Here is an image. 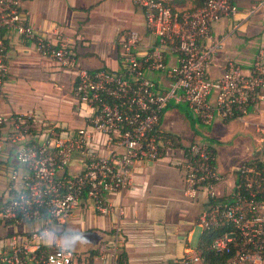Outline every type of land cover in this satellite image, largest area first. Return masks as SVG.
Listing matches in <instances>:
<instances>
[{"label": "built area", "instance_id": "2783aa9c", "mask_svg": "<svg viewBox=\"0 0 264 264\" xmlns=\"http://www.w3.org/2000/svg\"><path fill=\"white\" fill-rule=\"evenodd\" d=\"M19 1L0 0V92L7 76L5 36L12 32L31 42L40 58L73 70L71 95L83 124L71 129L33 112L0 113V156H13L0 222L31 225L6 238L0 264H77L71 250L45 242L48 233L66 223L84 199L99 215H121L109 196L129 185L131 165L164 158L181 173L182 195L203 199L198 225L218 231L208 248L226 255L219 264H264V47L246 71L228 61L219 77L207 75L221 39L206 40L215 21L235 13L234 0H204L191 11L176 10L164 0H131L141 10L148 41L138 31L119 32L117 68L93 70L76 65L60 27L30 24ZM263 5L258 0L247 14ZM171 101L183 103L203 125L247 123L251 112L260 113L253 124L255 154L235 167L230 186L207 143L182 147L160 127ZM74 161L76 173H67ZM122 242L121 228L115 226L109 245L113 257ZM172 264H205V259L186 252Z\"/></svg>", "mask_w": 264, "mask_h": 264}, {"label": "crops", "instance_id": "0c3cea01", "mask_svg": "<svg viewBox=\"0 0 264 264\" xmlns=\"http://www.w3.org/2000/svg\"><path fill=\"white\" fill-rule=\"evenodd\" d=\"M28 1L25 10L29 23L45 28L60 26L80 67L89 70L117 68L119 61L114 41L119 30L138 31L142 41H148V36L144 35L141 10L131 0ZM164 1L176 10L191 11L199 8L204 0ZM257 1L234 0L235 13L212 24L206 42L217 39L221 42L208 62L207 75L210 78L219 77L228 61L237 63L246 71L257 50L264 47V5L247 14L249 7ZM57 19H65L66 25L53 22ZM5 43L7 76L0 92V113L33 112L39 118L67 126V120H56V110L65 101L61 96L66 92L71 95L73 70L60 69L53 60L40 58L33 44L23 41L15 33L8 32ZM181 105L184 112L175 108ZM167 107L171 110L163 111L160 127L178 138L182 147L198 142V121L189 115L186 106L171 101ZM74 108L75 103L71 102L69 109ZM166 117L169 120L175 117L181 125L173 120L167 123ZM259 119L260 113L255 111L247 116V123L215 120L209 124L211 133L228 132L231 138L252 133L248 140L240 135L241 138L237 139L243 141V145L240 143L228 152L220 148V142L210 132L206 135L207 142L203 143L215 153L216 168L226 175L228 186L233 182L235 167L255 154L257 145L253 124ZM79 123L81 126L83 120ZM11 156L12 153L0 156V166L10 164L11 167ZM77 169L74 161L66 172L75 174ZM5 187V174L1 171L0 200ZM221 189L226 192L228 188ZM109 200L115 209L121 208V215L116 211L115 215H99L90 201L84 199L66 223L48 233L45 242L71 250L77 264H172L186 252L201 254L200 239L204 231L198 225V217L204 207L203 199L189 200L182 195L181 173L168 165L166 158L155 162H134L129 185L121 193L110 195ZM30 226L0 224V248L12 232L21 235ZM115 226L121 228L123 242L113 257L109 245Z\"/></svg>", "mask_w": 264, "mask_h": 264}, {"label": "rangeland", "instance_id": "374dc122", "mask_svg": "<svg viewBox=\"0 0 264 264\" xmlns=\"http://www.w3.org/2000/svg\"><path fill=\"white\" fill-rule=\"evenodd\" d=\"M29 1L28 0H20L19 1V9L22 11V12H24V13H26V16H27V18H28V14H27V12H26V10H25V6H27V3H28ZM28 20H29V18H28ZM53 22H56L57 24H65L66 25V21H65V19H57V20H55V21H53ZM58 27H60V26H58ZM144 29V28H143ZM122 31H127V30H119L118 32H117V34L119 33V32H122ZM116 37H117V35H116ZM76 63V65H77V62H75ZM79 66V65H78ZM54 99V98H53ZM61 99H65V101H62L61 102V106L59 107V109H57L56 110V113H57V119L56 120H59V121H62V120H67L68 121V125H67V127L68 128H71V129H74V128H77V127H79V125H80V120H81V118L78 116V111H77V109H72V110H70L69 109V104L71 103V102H73V103H75L76 104V102H75V100L72 98V96L69 94V95H67V92H66V94H64L63 96H61ZM60 99V100H61ZM60 100H57V102L59 101V103H60ZM59 103H58V105H59ZM78 105V104H77ZM176 109H178V111H180V112H184V107H183V105H181L180 107H175ZM167 111H170L171 110V107L169 108V107H166L165 108ZM164 109V110H165ZM66 118V119H65ZM167 118V117H166ZM78 119V120H77ZM80 119V120H79ZM162 119V118H161ZM167 123L170 121V120H173L174 122H177V124H178V126L179 125H181V123H180V121L179 120H176L175 119V117L173 118V117H171L170 118V120H169V118H167V119H164ZM164 121V122H165ZM167 123H165V125L167 124ZM62 124V123H61ZM213 123H211V125H212ZM197 125H198V128H197V130H196V132H197V141L198 142H207V140H206V135H208L209 134V132H210V127H211V125H202V124H199L198 122H197ZM205 129V130H204ZM211 133V132H210ZM212 135H213V137H215L220 143V148L222 149V150H224L225 152H228V151H231L232 149H234V148H236L238 145H240V143H241V145H243V141H240V140H238L237 138H243V137H245L244 136V134L243 135H241V137H240V135L238 136V134L236 135V138H231V136L229 135V133L228 132H223V133H215L214 134V132L213 133H211ZM250 134L252 135V133L250 132V133H248L247 135H246V139L248 140V136H250ZM199 136H201V137H199ZM206 140V141H205ZM11 159H13V156H11L10 157ZM10 168V164H6L5 166L3 165V167H1L0 166V172L2 171V174L4 175L5 174V179H7L6 177H7V175H8V171L10 170L9 169ZM0 224H1V226L4 224L3 222H0ZM9 226V225H8Z\"/></svg>", "mask_w": 264, "mask_h": 264}, {"label": "trees", "instance_id": "16d2710c", "mask_svg": "<svg viewBox=\"0 0 264 264\" xmlns=\"http://www.w3.org/2000/svg\"><path fill=\"white\" fill-rule=\"evenodd\" d=\"M167 134L173 139L178 140V138L174 137V135L170 133H167ZM217 234H218V231H215V232L204 231L203 234L201 235L200 250H201V255L205 259V264H219L225 261L226 259V255H223V254L215 255L208 248V244L211 238Z\"/></svg>", "mask_w": 264, "mask_h": 264}]
</instances>
